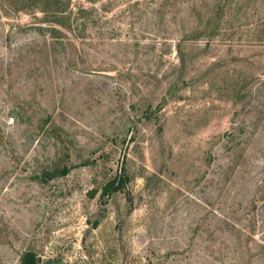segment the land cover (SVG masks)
<instances>
[{"label":"rangeland","instance_id":"rangeland-1","mask_svg":"<svg viewBox=\"0 0 264 264\" xmlns=\"http://www.w3.org/2000/svg\"><path fill=\"white\" fill-rule=\"evenodd\" d=\"M73 4L0 0V264H264V0Z\"/></svg>","mask_w":264,"mask_h":264},{"label":"trees","instance_id":"trees-1","mask_svg":"<svg viewBox=\"0 0 264 264\" xmlns=\"http://www.w3.org/2000/svg\"><path fill=\"white\" fill-rule=\"evenodd\" d=\"M27 4H33L39 12L43 13L42 19L38 22L37 27L41 30L49 31L51 37L56 40H61L66 37L67 31L72 30L74 23H78L83 16L96 11V7H86L81 4L76 11L74 9L73 0H24ZM87 19L82 23L86 24ZM77 25V24H76ZM152 107H148L149 113H146L148 118H152ZM71 171V167L64 166L60 172H55L60 175H67ZM53 174V175H54ZM51 175V176H53ZM130 182V174L125 167H122L121 172L108 180L100 195L101 200L107 203L108 200L116 193L125 191ZM95 191L93 192V194ZM20 264H53L49 261H44L42 257L34 250L25 251L20 260Z\"/></svg>","mask_w":264,"mask_h":264}]
</instances>
